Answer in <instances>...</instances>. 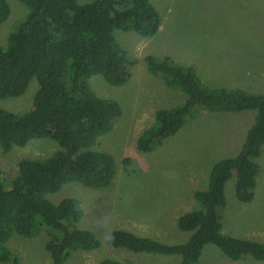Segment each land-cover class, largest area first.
I'll return each instance as SVG.
<instances>
[{
    "label": "trees",
    "instance_id": "obj_1",
    "mask_svg": "<svg viewBox=\"0 0 264 264\" xmlns=\"http://www.w3.org/2000/svg\"><path fill=\"white\" fill-rule=\"evenodd\" d=\"M27 13L15 21L6 46H0V99L24 94L35 79L37 90L29 110L15 114L0 108V147L8 153L31 140L50 139L60 150L47 158H23L17 176L6 186L0 171V262L21 264L6 243L13 234L33 239L49 235L44 249L52 264H64L77 252L99 247L90 231L79 229L80 203L65 198L58 203L46 196L68 183L87 188L108 187L116 174L114 159L93 149L108 134L122 111L118 102L97 97L89 80L100 75L112 87L125 85L136 63L114 37L115 30L153 37L160 16L150 0H19ZM10 9L0 0V24ZM150 74L160 77L169 90L185 95L182 104L158 109L152 124L136 140L141 153H149L174 135L199 109L215 112L255 111L239 153L217 161L210 169L205 190L192 196L197 207L176 220L188 233L183 244H164L124 230H112L107 245L134 254L180 256V264H197L204 247L212 245L231 261L264 262V242L222 233L225 183L235 176L234 193L249 203L256 186V161L264 143V94L237 88L209 87L193 66H182L169 56L145 57ZM99 264H131L103 259Z\"/></svg>",
    "mask_w": 264,
    "mask_h": 264
},
{
    "label": "rangeland",
    "instance_id": "obj_2",
    "mask_svg": "<svg viewBox=\"0 0 264 264\" xmlns=\"http://www.w3.org/2000/svg\"><path fill=\"white\" fill-rule=\"evenodd\" d=\"M5 1L10 12L0 24L3 47L13 23L27 13L19 0ZM150 1L160 16V26L153 37H141L132 31L114 32L116 41L136 60L129 81L112 87L100 75L89 80L97 97L118 102L122 111L113 129L93 146L114 159L113 181L101 189L68 183L46 196L55 204L65 198L76 199L82 209L77 227L90 231L99 240L97 249L77 251L64 264H99L107 258L128 260L131 264H180L177 255L112 249L107 245V235L112 230H124L168 245L185 243L189 234L178 230L177 218L197 207L193 192L206 189L208 174L217 161L239 153L253 123L255 111L199 109L153 151L139 152L136 140L152 124L155 111L178 106L185 100L183 93L167 89L160 77L148 72L145 57L169 56L182 66H193L199 79L212 88L264 94V0ZM37 87L33 79L22 96L0 99V108L19 115L26 113ZM59 150L50 139L31 140L8 153L0 147L1 178L8 186L18 174L17 163L21 159L47 158ZM256 161L259 172L249 203L236 199L235 176L225 183L226 205L221 210V224L223 234L264 242V143ZM48 239L45 231L30 240L13 234L6 245L21 264H52L44 249ZM197 264L264 262L231 261L216 247L206 245Z\"/></svg>",
    "mask_w": 264,
    "mask_h": 264
}]
</instances>
